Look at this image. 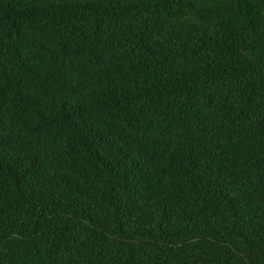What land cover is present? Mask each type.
<instances>
[{"label": "trees", "instance_id": "1", "mask_svg": "<svg viewBox=\"0 0 264 264\" xmlns=\"http://www.w3.org/2000/svg\"><path fill=\"white\" fill-rule=\"evenodd\" d=\"M0 264H264V0H0Z\"/></svg>", "mask_w": 264, "mask_h": 264}]
</instances>
